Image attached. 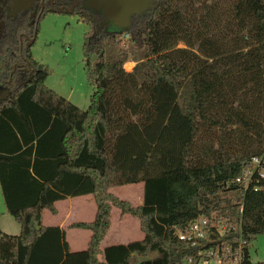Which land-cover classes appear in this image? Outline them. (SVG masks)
<instances>
[{
  "label": "trees",
  "instance_id": "obj_1",
  "mask_svg": "<svg viewBox=\"0 0 264 264\" xmlns=\"http://www.w3.org/2000/svg\"><path fill=\"white\" fill-rule=\"evenodd\" d=\"M33 6L7 17L0 35V85L9 90L0 99V186L20 224L17 234L0 231V264H197L177 231L213 215L240 217L242 264H254L248 239L264 230V170L257 189L237 179L264 154V0H153L122 28L80 5L94 85L85 109L45 84L50 68L28 43L39 29ZM138 181L141 204L109 191ZM235 190L231 202L224 193ZM85 193L95 217L68 227L91 235L71 251L65 228L41 225V211ZM112 205L139 219L143 237L101 249ZM134 252L145 257L131 263Z\"/></svg>",
  "mask_w": 264,
  "mask_h": 264
},
{
  "label": "rangeland",
  "instance_id": "obj_2",
  "mask_svg": "<svg viewBox=\"0 0 264 264\" xmlns=\"http://www.w3.org/2000/svg\"><path fill=\"white\" fill-rule=\"evenodd\" d=\"M38 25L37 34L30 45V53L35 60L50 68L44 80L45 84L57 93L69 97L80 108H87L90 95L94 90V85L87 76L82 51L84 34L89 29L88 22L79 18L77 12L47 10L38 19ZM120 38L126 40L127 36L124 33ZM178 45L183 46L184 44L179 42ZM135 57L129 54L124 62L127 70L132 68ZM3 90L4 87L0 85V92ZM123 191L124 193L129 192L125 187L121 189V193ZM239 194L238 190L224 193L231 202H234ZM121 199L133 204L129 199L124 197ZM116 213L113 215L114 221H116ZM1 220L7 231L12 234L19 233V222L12 214L6 213ZM127 231L130 232L123 223L114 224L115 234H125ZM248 248L254 264H259L258 262L264 260V230L249 235ZM155 254V251H151L146 257H153ZM143 257L145 256L134 252L131 254L130 262L135 263Z\"/></svg>",
  "mask_w": 264,
  "mask_h": 264
},
{
  "label": "crops",
  "instance_id": "obj_3",
  "mask_svg": "<svg viewBox=\"0 0 264 264\" xmlns=\"http://www.w3.org/2000/svg\"><path fill=\"white\" fill-rule=\"evenodd\" d=\"M64 97L70 100L69 97ZM123 187L128 189L129 192L124 193L123 191L121 193V189H123ZM109 191L118 197L129 199L134 205H138L143 202V181L112 186L109 188ZM54 206L56 208L55 213L46 207L42 209L40 224L57 225L65 228V236L71 251L86 248L91 235L90 229L82 227H68V225L73 221H91L94 219L96 202L93 194L85 193L57 199L54 201ZM6 213L9 212L6 209L0 186V231L11 233L5 229L4 222L1 220V217ZM115 213L116 221H114L113 216ZM116 222L123 223L124 227L128 228L130 232L127 231L125 234H115L113 232V227ZM142 237L143 232L139 226V219L130 213H121L119 207L112 205L109 229L100 240L99 247L103 249L104 246L108 244L127 243L130 240L141 239ZM98 258L99 260H103V254L99 253Z\"/></svg>",
  "mask_w": 264,
  "mask_h": 264
},
{
  "label": "built area",
  "instance_id": "obj_4",
  "mask_svg": "<svg viewBox=\"0 0 264 264\" xmlns=\"http://www.w3.org/2000/svg\"><path fill=\"white\" fill-rule=\"evenodd\" d=\"M125 35L128 36L127 33ZM263 170L264 154L252 156L250 163L237 179V183L242 189H246L251 183L253 189H257L258 178L255 181L253 179L256 174L261 175ZM238 210L242 211L241 204ZM235 231L239 233L237 237H233ZM240 232V217L235 219L230 215L199 216L183 230H178L177 238L194 249V253L187 257L188 261L196 258L197 264H242L243 245L246 241Z\"/></svg>",
  "mask_w": 264,
  "mask_h": 264
},
{
  "label": "water",
  "instance_id": "obj_5",
  "mask_svg": "<svg viewBox=\"0 0 264 264\" xmlns=\"http://www.w3.org/2000/svg\"><path fill=\"white\" fill-rule=\"evenodd\" d=\"M33 0H11L10 4H7L9 14L15 15L19 10H24L30 6ZM71 8L67 6H60L58 11H68L73 12L74 5ZM87 5L92 9L101 10L102 14L109 20L112 24L117 27H125L130 23L131 15L134 13H140L145 10L148 6L153 5V0H87ZM41 6L43 7V0H41ZM1 9V8H0ZM51 9H54L53 3L51 2ZM34 12H31L33 14ZM1 17V14H0ZM5 32L4 22H0V35ZM35 35L29 40V44L34 39ZM8 89L4 88L0 92V99L6 97Z\"/></svg>",
  "mask_w": 264,
  "mask_h": 264
},
{
  "label": "flooded vegetation",
  "instance_id": "obj_6",
  "mask_svg": "<svg viewBox=\"0 0 264 264\" xmlns=\"http://www.w3.org/2000/svg\"><path fill=\"white\" fill-rule=\"evenodd\" d=\"M75 1L76 0H43V7L41 6V0H39L38 2H36V0H33L32 1V3L30 4V5H34L33 6V9H34V14H31V17L32 18H34L35 17V19L36 20H38V18H39V16H40V14L42 13V11L45 9V8H49V10H55V11H58V8L60 7V6H62V5H64V6H67V7H70V6H72L74 3H75ZM46 2H48V4L46 5ZM51 2L53 3V7H54V9H51ZM11 3V0L10 1H8V0H2L1 1V3H0V14H1V17H0V22H4V28H5V25H6V18L7 17H9V16H12V14H9V16H6V13L8 12V8L6 7V5L7 4H10ZM35 4H36V6H35ZM85 5V4H87V0H77V2H76V4L74 5V8H73V12H78V11H80L81 9H84L83 7H80V5ZM26 9H28V8H26ZM26 9H24V10H26ZM19 11H21V10H19ZM18 11V12H19ZM17 12V13H18ZM31 11L29 10V13H30ZM37 12V13H36ZM16 13V14H17ZM105 17V16H104ZM106 18V17H105ZM93 19V18H92ZM104 21H105V23L107 22V21H109V20H107V19H104V18H102L101 20H100V22L101 23H103L104 24ZM107 24H110V25H114V24H112L110 21H109V23H107ZM30 69V67H25V70H29Z\"/></svg>",
  "mask_w": 264,
  "mask_h": 264
}]
</instances>
